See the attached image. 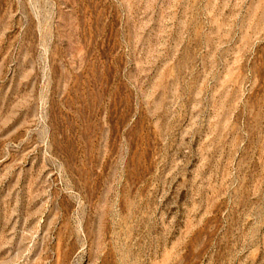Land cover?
Returning <instances> with one entry per match:
<instances>
[{"label": "rangeland", "instance_id": "1", "mask_svg": "<svg viewBox=\"0 0 264 264\" xmlns=\"http://www.w3.org/2000/svg\"><path fill=\"white\" fill-rule=\"evenodd\" d=\"M0 264H264V0H0Z\"/></svg>", "mask_w": 264, "mask_h": 264}]
</instances>
